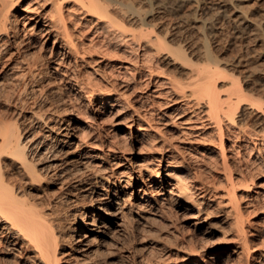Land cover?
Instances as JSON below:
<instances>
[{
	"label": "rangeland",
	"instance_id": "374dc122",
	"mask_svg": "<svg viewBox=\"0 0 264 264\" xmlns=\"http://www.w3.org/2000/svg\"><path fill=\"white\" fill-rule=\"evenodd\" d=\"M262 1L139 0L135 7L140 6L142 9L144 22L141 20L134 23L136 27L134 24L132 26L138 29L137 32L145 33L140 26L146 25V32L160 36V41H164L166 46L181 47L192 61L188 66H184L186 62L179 56H174L175 54L170 53L174 58L172 61L166 59L163 53H169V48L165 50L162 47V51H159L155 49V45L144 44L147 33L142 37L140 47L130 42L118 43V38L109 34L107 36L104 31L100 32L98 28L102 19L98 20L95 13L88 15L87 30L85 27L83 32L79 30L82 26L78 19L81 17L80 12L75 10L74 5L66 8L67 22L73 32L72 36L80 44V54L77 60L65 57V63L76 65V69L80 68L84 74L91 73L102 85V91H108L116 98V103L113 101L114 107L105 110L103 116L92 112L94 107H98L96 104L83 110L86 115H90L86 119L90 124L97 127L100 122L99 131H102L107 144L103 148L109 150L110 144L115 146L124 163H127L128 158L131 161L139 157L147 159L144 163L148 166L151 178L156 177V167H152L158 165L160 157L169 156L171 150L179 155L184 153L192 165L193 176L187 183V192L177 191L175 188L171 199L168 192L159 194L152 207L156 211H152V214L148 213L146 217H138L133 221L130 217L126 218V228L113 247L116 251L124 244L123 250H119L117 255L115 252L108 263L114 259L113 264H193L189 262V256L194 254L197 255L195 260L199 262L206 259L204 264H264V0ZM166 2H169L170 7L167 11L159 12L157 7ZM47 4L46 7L50 9V1ZM128 9L137 14L136 10ZM238 10L251 17L254 25L249 28L237 27L235 16ZM70 14L73 18L69 17ZM160 24H163V28ZM28 35L29 33L21 35L23 49L28 50L30 55L39 57L43 72L38 76H42L36 83V79L26 74L18 64L13 67L14 63L7 61L6 70L0 77V98L5 102L0 104V129L1 126L12 128L18 125L21 134L29 139L43 127L41 123L44 118L49 121L60 118L65 113L64 109L72 108L76 100L67 94V88L74 82L65 84L60 79L53 81L54 76L46 72L53 64L51 61L54 57L50 53L52 40L47 45L46 42L42 45L41 40L30 44L27 42ZM193 63L196 65L194 67L209 65L212 68L211 80L221 93L231 92L233 78L237 82L236 86H241L242 99H239L237 104L240 105L233 110L236 122L231 123L228 118L223 121L224 152L219 150L221 142L216 125L202 111V103L184 96L175 87L172 89L170 80L186 81L190 75L188 68L193 67ZM13 70H21L22 76L19 74L13 77ZM24 82H27V86ZM6 84L9 88H5ZM5 89L9 92L8 95ZM53 89L55 92H51ZM183 109L181 114L177 113ZM250 109H257L260 117L256 118L253 113H249ZM118 110L123 113L122 123L115 125L112 115ZM164 110H168L166 118L160 116ZM66 113L69 114L70 111ZM140 126L147 130L143 135L140 134ZM119 165L118 163L117 166ZM230 173L233 174L232 179L229 178ZM135 174L132 172V175ZM234 181L237 200L231 191ZM201 195H204L206 203L203 204L200 227L195 228L184 216L196 208H190L186 204L188 201L195 202Z\"/></svg>",
	"mask_w": 264,
	"mask_h": 264
},
{
	"label": "bare ground",
	"instance_id": "6f19581e",
	"mask_svg": "<svg viewBox=\"0 0 264 264\" xmlns=\"http://www.w3.org/2000/svg\"><path fill=\"white\" fill-rule=\"evenodd\" d=\"M48 1H50V9L46 7ZM138 1L0 0V77L6 70L7 61H10L14 63L13 67L18 64L26 71V74L36 79V83L38 78L41 79L42 75H38L43 70L39 57L30 55L28 50L23 49L24 41L21 35L29 33L27 42L30 44L41 40L42 45L45 42L47 45L52 40L50 53L52 52L54 57L51 61L53 64L46 69V72L54 76L53 81L60 79L65 84L74 82L70 88H67V94L76 100L72 108L64 109L65 113L60 118L53 121L44 118L45 121L43 119L41 123L43 127L40 125L43 128L42 132L37 134L40 128L29 139L21 134L18 125L12 128L1 126L0 264H113L114 259L110 263L108 259L114 257L115 252L117 255L119 250L120 252L123 250L124 244L121 245L122 248L119 245L121 249L116 251L113 247L126 228L124 224L127 217H130L132 221L138 217V219L146 217L148 213L152 214L155 210H152V207L157 200V195L168 192L171 199L175 188L184 193L189 189L188 181L193 176L192 165L189 158L184 153L182 155L181 151L179 155L171 150L169 156L160 157L158 165L152 167H156L154 172L156 177L151 178L148 166L144 163L147 159L139 157L135 159V162L130 158L127 160L125 155L123 157L126 158L127 163H124V159L119 157L115 146L110 144L109 150L105 149L107 144L103 139L102 131H99L100 122L97 123V127L90 124L86 120L90 115H86L83 110L91 104H96L98 107L94 109L92 107V112L103 116L105 110L114 107L116 98H113L108 91H102V85L91 76V73L89 75L85 73V75L79 70L80 68L76 69V65L65 63L67 62L65 57H74L77 60L80 54V44L72 36L73 32L71 27L69 28L68 14H66V8L74 5L75 10L81 14V17L77 16L82 25L79 30L84 32L85 27L87 30L88 15L95 13L98 20L102 19L98 28L100 32L104 31L107 36L109 34L113 38H118V43L120 41L122 44H129L130 42L140 47L142 37L144 38L147 33L144 44L155 45V49L159 51H162L160 50L162 47L166 48L165 50L169 48V53H163L166 59L172 61L174 59L172 55L175 54L174 56L177 55L186 62L184 66L192 64L191 59L181 47L166 46L164 41H160V36L146 32L148 31V29L145 30L146 25L140 26L144 28L145 33L136 31L138 29L134 28L136 27L134 23L144 20L140 6L135 7ZM168 3H160L161 5L157 7L159 12L167 11L170 7ZM128 7L136 10L137 14L129 12ZM236 14L237 27L249 28L254 25L252 18L244 14L242 10H238ZM132 24L135 26L133 27ZM160 26L163 28V24ZM106 33H104L105 36ZM109 40L111 41V38ZM82 43L85 46L84 40ZM194 65L193 63V67L188 68L190 75L186 81L170 80L172 89L175 87L182 91L184 96L202 103L204 107L202 111L216 125L221 142L219 150L224 152L223 121L224 118H228L231 123L236 122L233 110L240 105L237 102L240 96L242 97L241 86L238 88L239 84L237 87V82L233 78L231 92L221 93L218 86L211 80L212 68L209 65L203 67H194ZM20 72L14 71L12 76H18ZM8 80L14 82L12 79ZM27 82H24L25 86ZM7 87L9 88L8 84L5 85V88ZM5 90L8 95L9 92ZM3 98H5L4 95ZM6 98L9 99L7 96ZM4 103L0 98V104ZM250 110L248 112L253 113L256 118L260 117L261 114L256 111L257 109ZM68 111H70L69 114L66 113ZM183 111L184 109L177 113L181 114ZM167 112L168 110H164L160 116L166 118ZM122 115L123 113L119 110L114 112L112 120L115 125L122 123ZM240 125L242 126V123ZM144 128L139 127L141 135L147 131ZM104 145L105 148H103ZM118 163L119 166H117ZM130 171L136 174L132 175ZM229 178H233L232 173L229 174ZM236 187L234 181L231 191L232 196L237 200ZM205 203V197L201 195L195 202L188 201L186 204L190 208H196L184 216V219L195 228L200 227ZM123 255L121 257H124ZM196 258L197 255L191 254L189 262L204 264L206 261L204 259L199 262L195 260Z\"/></svg>",
	"mask_w": 264,
	"mask_h": 264
}]
</instances>
